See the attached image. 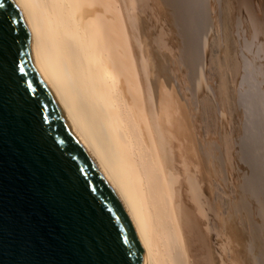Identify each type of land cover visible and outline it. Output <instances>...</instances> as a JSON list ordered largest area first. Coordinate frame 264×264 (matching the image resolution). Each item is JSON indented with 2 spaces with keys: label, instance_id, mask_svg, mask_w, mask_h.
<instances>
[{
  "label": "bare ground",
  "instance_id": "bare-ground-1",
  "mask_svg": "<svg viewBox=\"0 0 264 264\" xmlns=\"http://www.w3.org/2000/svg\"><path fill=\"white\" fill-rule=\"evenodd\" d=\"M16 1L41 71L125 207L148 263L264 264V228L239 217L240 201L228 209L225 155L217 142L211 145L208 119L194 104L195 94L207 88L202 60L191 83L187 78L190 84L181 80L185 86L179 87L180 61L168 62L160 33L147 31L143 0ZM224 3L230 7L231 1ZM207 4L201 0L197 14L202 47L211 27ZM261 205L264 213V200Z\"/></svg>",
  "mask_w": 264,
  "mask_h": 264
},
{
  "label": "water",
  "instance_id": "water-1",
  "mask_svg": "<svg viewBox=\"0 0 264 264\" xmlns=\"http://www.w3.org/2000/svg\"><path fill=\"white\" fill-rule=\"evenodd\" d=\"M0 264H149L41 71L16 0H0Z\"/></svg>",
  "mask_w": 264,
  "mask_h": 264
},
{
  "label": "rangeland",
  "instance_id": "rangeland-1",
  "mask_svg": "<svg viewBox=\"0 0 264 264\" xmlns=\"http://www.w3.org/2000/svg\"><path fill=\"white\" fill-rule=\"evenodd\" d=\"M200 1L198 0V3L196 0H143L142 2L146 3L142 7L143 18L146 28L149 25L147 31H151L150 33L155 31L152 33L153 35L160 33L158 41L163 39L162 42L165 45L163 44L161 53L164 54L166 60L168 59V62L173 64H178L180 61L179 66L176 65L178 68L177 75L180 79L178 80L179 87L184 89L183 83L188 84L185 81L187 78V81L191 83L192 78H194L192 75L196 73L195 63L199 64L202 60L198 66L203 69V85L205 88L206 84L207 88L201 91L203 93H200L199 90L195 94L194 104L208 119V135L211 145L217 142L215 146H221L220 148L225 155L224 170L226 171L224 172L226 179L224 186L226 193L224 194L226 198H229L225 199L226 205L228 204V209H231L229 206H236V203L241 202L242 206L240 203L237 206L241 207L236 208L239 211H237L238 215L241 214L239 217H245L244 220L247 217L252 218V222L255 221L256 225L258 224L263 229L264 213L261 204L264 195L260 192L262 189L264 190L262 187L264 186L262 183L264 182V0H230V7L224 3V0H207L209 2L207 8L211 17L209 20L211 27L208 30L210 35L206 38L207 40H204L206 44L204 47H202L203 38H199L202 31L201 22H199L201 18L198 16ZM171 2H173L172 5H170ZM177 3H180L181 7ZM165 8L167 11H163ZM192 11L194 12L192 13ZM185 14H188V17L184 16ZM173 16L175 17L173 18ZM180 17L183 19L182 21ZM184 17H187V20L184 21ZM192 17L194 18L192 19ZM169 25L171 28L168 27ZM165 30H167V34L168 31L174 33L172 35V32H169L170 36L167 37L169 34L167 35ZM179 38L182 43L177 44V41L180 42ZM198 50L204 54V56L201 55L203 57L200 56L201 59L196 56L200 54ZM201 63L203 64L201 65ZM181 80H184L183 83ZM196 114L194 120L195 125H197L196 128L199 129L200 124H202L199 115L201 113ZM196 133L198 135L197 130ZM219 143L220 145H218ZM210 151L213 152V150ZM258 186L262 187L259 188L260 191L256 189ZM242 188L245 190L243 191ZM255 190L259 192L256 193ZM251 194L253 197L254 195L256 198L260 197L262 201L257 202V199L255 200ZM257 194L261 195L258 196ZM250 198L253 199L250 200ZM240 208L243 210L241 211ZM255 223L253 224L255 225ZM259 233L264 239L262 231ZM263 239L261 244L264 246Z\"/></svg>",
  "mask_w": 264,
  "mask_h": 264
},
{
  "label": "snow or ice",
  "instance_id": "snow-or-ice-1",
  "mask_svg": "<svg viewBox=\"0 0 264 264\" xmlns=\"http://www.w3.org/2000/svg\"><path fill=\"white\" fill-rule=\"evenodd\" d=\"M10 23H16V21H10ZM13 33H15V28L12 29ZM20 71H23V68H20Z\"/></svg>",
  "mask_w": 264,
  "mask_h": 264
}]
</instances>
